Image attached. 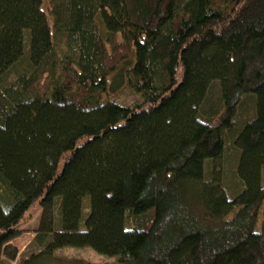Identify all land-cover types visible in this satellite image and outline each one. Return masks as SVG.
Here are the masks:
<instances>
[{"label": "trees", "instance_id": "obj_1", "mask_svg": "<svg viewBox=\"0 0 264 264\" xmlns=\"http://www.w3.org/2000/svg\"><path fill=\"white\" fill-rule=\"evenodd\" d=\"M48 1L0 0V259L41 209L24 264H264V0ZM120 87L143 103L105 100ZM248 97L230 198L220 160Z\"/></svg>", "mask_w": 264, "mask_h": 264}, {"label": "rangeland", "instance_id": "obj_2", "mask_svg": "<svg viewBox=\"0 0 264 264\" xmlns=\"http://www.w3.org/2000/svg\"><path fill=\"white\" fill-rule=\"evenodd\" d=\"M46 8L49 5V1L45 0ZM55 34V33H54ZM56 49L59 56L63 57L68 52L67 38L64 32L55 34ZM30 69L28 63L24 64L22 68L14 70L9 77L7 85H13L16 83L17 77L24 73H29ZM220 97L221 89L218 83H215L209 94L208 100L203 107V113L211 111H218L220 109ZM105 100L114 101L125 107H133L141 105L143 98L141 95L133 92L125 87L118 88L115 92L110 91L109 96L105 97ZM255 115V100L253 97L246 98L244 105L240 108L237 117V130L236 132L226 135L225 151L220 160L222 166V173L225 181V188L230 198L236 197L242 190L243 184L240 181L237 174V166L240 158V152L234 146V140L238 131L247 122L250 121ZM206 117V116H205ZM211 163L207 165L206 174L210 176ZM85 212H89V200H84ZM42 211L37 209L28 221L23 223L20 227L19 238L12 241L10 249L8 250V256L2 255L0 264H24L27 259L32 256L38 255L42 250L38 242L35 240L37 230L39 228ZM128 228H135V222L131 217L128 218ZM9 245V244H8ZM16 248L18 249V257L15 261H12L10 257L15 254ZM33 264H119L116 259L100 256L90 248L76 249L66 248L57 251L53 258H41L33 262Z\"/></svg>", "mask_w": 264, "mask_h": 264}, {"label": "water", "instance_id": "obj_3", "mask_svg": "<svg viewBox=\"0 0 264 264\" xmlns=\"http://www.w3.org/2000/svg\"><path fill=\"white\" fill-rule=\"evenodd\" d=\"M9 249H10V246H6V248H4L3 254L8 256L7 253H8ZM17 257H18V249L16 248L15 254L12 257H10V258H11L12 261H15L17 259Z\"/></svg>", "mask_w": 264, "mask_h": 264}, {"label": "crops", "instance_id": "obj_4", "mask_svg": "<svg viewBox=\"0 0 264 264\" xmlns=\"http://www.w3.org/2000/svg\"><path fill=\"white\" fill-rule=\"evenodd\" d=\"M11 244H9L8 246H10Z\"/></svg>", "mask_w": 264, "mask_h": 264}, {"label": "bare ground", "instance_id": "obj_5", "mask_svg": "<svg viewBox=\"0 0 264 264\" xmlns=\"http://www.w3.org/2000/svg\"><path fill=\"white\" fill-rule=\"evenodd\" d=\"M218 170V169H217Z\"/></svg>", "mask_w": 264, "mask_h": 264}]
</instances>
